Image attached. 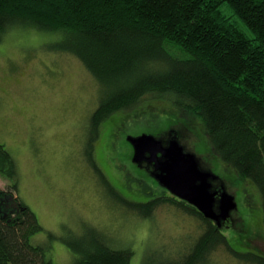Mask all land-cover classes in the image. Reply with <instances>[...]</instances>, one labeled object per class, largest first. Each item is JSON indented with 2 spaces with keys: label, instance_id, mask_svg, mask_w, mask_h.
I'll return each instance as SVG.
<instances>
[{
  "label": "trees",
  "instance_id": "1",
  "mask_svg": "<svg viewBox=\"0 0 264 264\" xmlns=\"http://www.w3.org/2000/svg\"><path fill=\"white\" fill-rule=\"evenodd\" d=\"M225 3L252 36L230 22ZM17 27L58 35L52 49L79 58L96 79L101 99L90 116L96 134L89 145L100 137V148L123 174L119 187L109 184L117 200L149 218L167 198L204 222L186 252L146 264H211L219 247L249 264H264V251H243L197 209L170 196L149 199L164 187L132 160L133 150L124 149L133 127L144 125L166 141L181 124L179 114H190L203 130L196 125L195 138L205 136L209 153L232 174L222 175L225 183L244 181L248 204L261 212L255 222L264 224V0H0V40ZM95 158L91 154L93 167L110 181ZM0 175L9 181L0 188V264H56L51 245L35 241L45 229L17 195V163L2 142ZM55 236L48 232L51 240ZM63 241L72 264H133L132 248L116 246L96 228Z\"/></svg>",
  "mask_w": 264,
  "mask_h": 264
},
{
  "label": "rangeland",
  "instance_id": "2",
  "mask_svg": "<svg viewBox=\"0 0 264 264\" xmlns=\"http://www.w3.org/2000/svg\"><path fill=\"white\" fill-rule=\"evenodd\" d=\"M222 11L239 30L252 36L231 6L223 4ZM57 40L58 35L32 27L11 29L0 40V142L17 163V195L35 211L45 229L35 241L51 245L56 264H72L74 255L63 239L88 228L103 231L116 246L132 248L133 264L180 256L199 237L204 222L167 198L149 218L117 200L111 186L119 187L123 174L106 149L100 148V137L89 145L96 134L89 120L101 99L99 85L79 58L52 49ZM158 102L162 106L166 101ZM179 115L181 124L172 128L187 148L195 150L204 165L221 177L232 175L214 152L209 153L206 137L195 138L197 131H203L201 125L190 122V114ZM108 122L103 125L105 130ZM130 131L151 133L141 124ZM91 154L111 179L109 183L93 167ZM234 182L225 184L235 194L238 207L231 221L221 227L232 243L242 244L243 251H264V224L255 222L260 221L261 212L248 204L244 181ZM8 184L0 175V188ZM48 232L57 237L51 240ZM211 258V264H249L225 247L216 249Z\"/></svg>",
  "mask_w": 264,
  "mask_h": 264
},
{
  "label": "water",
  "instance_id": "3",
  "mask_svg": "<svg viewBox=\"0 0 264 264\" xmlns=\"http://www.w3.org/2000/svg\"><path fill=\"white\" fill-rule=\"evenodd\" d=\"M127 139L134 148L135 162L153 164L151 175L161 186L219 227L238 207L235 194L225 184L214 189L213 181L222 177L201 165L199 154L181 142L176 130H171L166 141L147 132L129 134Z\"/></svg>",
  "mask_w": 264,
  "mask_h": 264
},
{
  "label": "flooded vegetation",
  "instance_id": "4",
  "mask_svg": "<svg viewBox=\"0 0 264 264\" xmlns=\"http://www.w3.org/2000/svg\"><path fill=\"white\" fill-rule=\"evenodd\" d=\"M134 135H137V134H134ZM125 149V147H124ZM128 149V150H127ZM126 150L128 151V153L131 154L132 150L134 151V149L132 148V146L129 144L126 146ZM200 162H201V165L205 168V169H211L207 166L204 165V163L202 162L201 158H200ZM146 163V164H145ZM137 165L142 168L143 170H148L150 171V173L152 174V171L154 169L153 167V164L147 162V161H142L140 163H137ZM125 175H130L129 172H127V174ZM152 176V175H151ZM117 184H119V181L117 182ZM222 180L221 179H218V180H215L213 181V185L214 187H216V189H219L222 185ZM157 192H153L152 195L149 197V199H155V198H158V197H161V196H170L171 198H173L174 200H177V201H180V202H183V204H185L186 206L188 207H191V208H194L193 206H191L190 204H188L187 202L179 199L178 197H176L175 195H173L172 193H170V191H168L167 189H158L156 190ZM227 221H231V217L227 220Z\"/></svg>",
  "mask_w": 264,
  "mask_h": 264
}]
</instances>
